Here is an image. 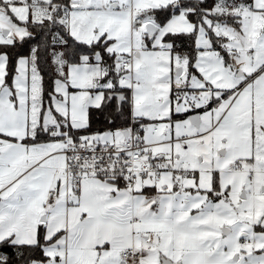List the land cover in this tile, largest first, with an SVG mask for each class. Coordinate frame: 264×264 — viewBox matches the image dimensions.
Here are the masks:
<instances>
[{
  "label": "snow or ice",
  "instance_id": "6c2138e0",
  "mask_svg": "<svg viewBox=\"0 0 264 264\" xmlns=\"http://www.w3.org/2000/svg\"><path fill=\"white\" fill-rule=\"evenodd\" d=\"M0 264H264V0H0Z\"/></svg>",
  "mask_w": 264,
  "mask_h": 264
}]
</instances>
